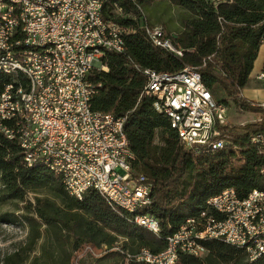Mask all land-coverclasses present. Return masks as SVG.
<instances>
[{
  "label": "trees",
  "instance_id": "1",
  "mask_svg": "<svg viewBox=\"0 0 264 264\" xmlns=\"http://www.w3.org/2000/svg\"><path fill=\"white\" fill-rule=\"evenodd\" d=\"M154 1L110 0L104 11L115 18L113 6L118 4L125 14L142 19L139 7L147 10ZM167 1L188 13L182 29L171 35L183 49L182 56L150 44L136 20L116 17L123 25L132 24L135 32L125 37L123 53L106 56L107 71L90 76L97 89L91 108L124 117V132L135 156L133 171L153 184L146 211L157 217L159 233L133 223L129 213L109 205L95 190L80 200L70 195L60 177L45 165L26 166L16 142L0 132V201L13 206L0 211V222L19 223L25 233L2 254L0 264H72L78 250L90 246L99 252L102 245L107 248L93 264H147L127 259L111 247L121 240L118 245L130 255L141 248L158 252L165 246V237L196 216L208 197L231 187L242 198L251 189L264 191V173L260 172L264 155L250 143L252 134L264 132V106L241 96L264 32V0ZM134 64L161 72L195 67L217 101L227 108L231 100L236 107L259 113L260 118L240 125L227 122L221 136L232 143L222 148L186 149L169 119L154 110L153 98L140 97L145 78ZM203 245L198 255L181 254L175 264H264V255L249 261L243 249L221 240H206Z\"/></svg>",
  "mask_w": 264,
  "mask_h": 264
},
{
  "label": "built area",
  "instance_id": "2",
  "mask_svg": "<svg viewBox=\"0 0 264 264\" xmlns=\"http://www.w3.org/2000/svg\"><path fill=\"white\" fill-rule=\"evenodd\" d=\"M108 1L19 0L18 8H10L9 2L0 0V64L26 65L36 80V95L22 97L24 116L34 114V125L17 129L13 128L10 103L22 79L17 75L18 83L9 85L7 75L0 77V132L14 140L21 153H26V166L39 158L48 160V154H57L67 161V168L58 167L63 175H70L71 185L97 191L109 205L129 213L133 223L153 227L159 233L157 217L133 218L135 209H147L150 205L153 184L144 174L133 171L135 156L124 132V117L91 108L97 89L90 76L107 71V66L101 51H87V44L108 43L119 54L123 53L125 43L121 34L123 24L116 20L121 17L119 11L113 7L115 18L106 16L104 7ZM219 2L232 0H215L214 4ZM44 3H54L55 13L44 11ZM19 11H26V18H19ZM136 16L132 15V19L148 36L150 44H159L160 48L182 56L183 49L172 41L170 34L150 29L147 21ZM20 23H27L28 33H18ZM134 32L135 27L130 24V33ZM22 36H30L27 49H20ZM49 41H59V48L49 49ZM38 42H46V49H38ZM259 49H264V32L259 38ZM51 50H58L59 76H51ZM139 71L145 78L140 97L153 98L156 112L162 114L167 106L180 107V115L167 118L184 121L185 135H178L177 131L176 135L186 149L200 151L203 141H210L209 151L232 143L221 136V127L227 124L226 105L212 96L195 67L184 66L173 72L151 68ZM256 78L264 80V67ZM57 81H65L66 93L57 92ZM257 102L264 106V101ZM17 130H24V138H17ZM250 143L258 152L264 149V132L252 134ZM260 172L264 173V168ZM225 208H232L229 228L219 224ZM241 210H248V217H241ZM243 219H251V226H243ZM198 220H205V227H198ZM208 225H220V232H208ZM210 239L243 249L249 261L264 255V194L251 189L242 198L233 187L224 188L208 197L204 212L184 221L183 229L167 235L160 251L143 248V256L132 260L175 264L179 255H193V247H204L203 241ZM119 242L111 249L130 257ZM106 248L102 245L99 252ZM85 251L94 256L99 253L90 246H85Z\"/></svg>",
  "mask_w": 264,
  "mask_h": 264
},
{
  "label": "bare ground",
  "instance_id": "3",
  "mask_svg": "<svg viewBox=\"0 0 264 264\" xmlns=\"http://www.w3.org/2000/svg\"><path fill=\"white\" fill-rule=\"evenodd\" d=\"M129 1V0H127ZM5 2L10 3V8H18L19 0H5ZM135 3V0H132ZM119 13L121 17L126 16L123 14V10L120 5L114 4L113 6ZM44 11L47 13H55L54 3H44ZM142 19L144 20L142 14ZM19 18H26V11H19ZM132 18V17H130ZM145 21V20H144ZM150 29H154V31H164L161 26H153L149 27ZM18 33H28L27 23H20L18 25ZM121 34H123V39L128 36L130 33V26L122 25L121 26ZM123 43V52H124ZM154 46L159 47V44H153ZM30 46V36H22L20 40V49H27ZM59 41H49V49H58ZM38 49H46V42H38ZM87 51H101L103 57L110 53L118 54V52L112 48V46L108 43H103L99 41H92L87 44ZM121 54V53H120ZM49 67L51 71V76H59L60 75V67H59V55L58 50H51L49 54ZM139 70V67H134ZM7 75V83L9 85H16L18 83V76H21L22 83L21 86L16 88V95H13V100L10 103V111H12L14 116L13 128L17 129H25L26 125H34V114H26L24 116V105H22V97L35 96L36 95V80L34 78V74L27 68L26 65L15 64L14 66L11 64H0V77ZM18 75V76H17ZM57 92L58 93H66V83L65 81H57ZM162 114L166 117L169 115H180V107L176 106H167V110H162ZM170 127L177 133L178 135H185V125L184 121H174V118H168ZM123 120V127H124ZM17 138H24V130H17ZM202 148L209 150L210 141H203ZM259 153L264 155V149H259ZM24 161L26 160V153H22ZM50 161V163H49ZM45 165L48 169H50L54 174L58 175L61 179L64 189L72 196L77 199H82L88 190H84L82 186H76L70 184V175H63V171H60V168H67V161L65 159L60 158L57 154H48V160L46 158H39L34 162H30V166L34 165ZM60 166V168L58 167ZM224 190V189H223ZM222 190V191H223ZM257 193L264 194V191L255 189ZM208 204V198L205 201V206ZM204 212V208L198 213ZM197 214V215H198ZM196 215V216H197ZM194 217L187 218L186 220L193 219ZM154 218L152 214L148 213L146 209H135L133 211V218ZM232 217V208H225L219 216V224L222 225V228H229V219ZM241 217H248V210H241ZM185 220V221H186ZM220 225H208V232L210 233H218L220 232ZM243 226H251V219H243ZM148 229L153 234L155 233L153 227L142 226ZM198 227H205V220H198ZM178 229H183V223L179 226ZM203 247H193V255H198L201 251H203ZM143 256V248L139 249V251L135 255H130V257H126L127 259H140ZM248 257V254H247ZM149 264H159L156 262H149Z\"/></svg>",
  "mask_w": 264,
  "mask_h": 264
},
{
  "label": "rangeland",
  "instance_id": "4",
  "mask_svg": "<svg viewBox=\"0 0 264 264\" xmlns=\"http://www.w3.org/2000/svg\"><path fill=\"white\" fill-rule=\"evenodd\" d=\"M139 9L143 18L145 17L144 20L149 24V27L161 26L166 33L170 35H174L182 29V20L185 16H188V13L184 9L169 3L167 0H156L151 3L147 10L146 8L143 10L142 7H139ZM123 14H125L124 11ZM125 15L126 16L123 17H132V15L129 14ZM262 59H264V55H257L256 60L253 63V73L258 72L260 69ZM257 81L258 83L260 82L264 84L262 81ZM217 93L219 92L217 91ZM219 95L220 93L217 96ZM228 101L226 119L231 125L255 123L259 120V113L243 110L236 107L231 100ZM156 141L159 142L158 138ZM32 197V194L27 195V198L30 200H32ZM12 209L13 206L11 203L0 201V211H10ZM24 234V229L21 224L0 222V258L4 252L9 251L14 244L21 241L24 238ZM99 254L100 252L96 256ZM96 256H91L88 253H85L84 250L80 249L73 254L72 264H93L91 261H93Z\"/></svg>",
  "mask_w": 264,
  "mask_h": 264
},
{
  "label": "crops",
  "instance_id": "5",
  "mask_svg": "<svg viewBox=\"0 0 264 264\" xmlns=\"http://www.w3.org/2000/svg\"><path fill=\"white\" fill-rule=\"evenodd\" d=\"M259 54L264 55V49H259L257 55ZM262 67H264V59H262L261 61L260 69L258 70V72L261 70ZM253 69L254 66L252 67V70L249 74L247 85L241 90V96L251 101H264V84L260 82L258 83L257 81L259 80L264 82V80L257 79L256 75L258 72L253 73Z\"/></svg>",
  "mask_w": 264,
  "mask_h": 264
}]
</instances>
